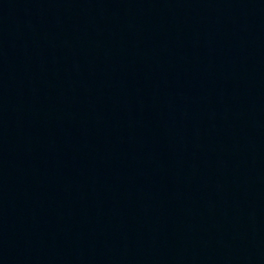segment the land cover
Wrapping results in <instances>:
<instances>
[{"label":"water","instance_id":"95a60500","mask_svg":"<svg viewBox=\"0 0 264 264\" xmlns=\"http://www.w3.org/2000/svg\"><path fill=\"white\" fill-rule=\"evenodd\" d=\"M17 0H0V74L7 50Z\"/></svg>","mask_w":264,"mask_h":264}]
</instances>
